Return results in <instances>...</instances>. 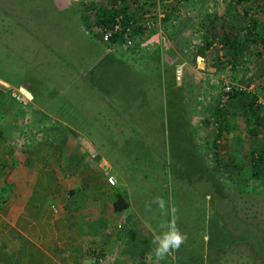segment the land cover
<instances>
[{"label":"rangeland","instance_id":"1","mask_svg":"<svg viewBox=\"0 0 264 264\" xmlns=\"http://www.w3.org/2000/svg\"><path fill=\"white\" fill-rule=\"evenodd\" d=\"M116 1L0 0V78L12 83L25 79L47 88L62 87L64 80L70 77L79 85L81 80L93 81L100 91L106 84L114 85L111 98L115 99L120 92L123 94V102L117 104L116 109L127 112L129 106L135 109L136 115L148 117L142 124H122L125 136L131 132L130 140H126L123 146L126 148L130 142L133 154H139L137 156L141 159V163L133 166L146 174L148 182L151 179L154 182L156 194H152L151 200L155 196L163 197L169 207L178 209L177 226L187 234L183 245L190 247L194 244L199 249L204 246L207 250L218 248L208 253L209 262L205 257L207 264H264V161L256 178L251 175L249 164L256 150L264 158V124L256 127V132H248L237 105L227 103V99L222 101L226 86L246 89L255 96L261 107L260 114L264 115V58L258 40L254 39L247 43L248 48L242 56L231 62L221 46L219 35L220 27H228V23L245 26L250 18L245 19L244 12L256 10L254 1L246 0L237 5L244 6L242 10H245L239 13L242 16L239 20L235 15L217 20L218 23L209 28V39L208 36L199 38L195 35L191 41L178 42V46L172 43L170 46L176 48L178 55L176 71L167 65L159 49L147 62V70L143 67L144 57L139 53L130 59L131 62L128 60V66L116 61L129 59L123 53L127 47L124 44L120 45L121 49L103 55L106 44L99 40L100 31L95 20L101 7L112 6ZM119 1L113 6L131 3L132 10L144 6L153 8L152 12H157L156 8L161 14L168 7L192 6V0ZM193 3L195 6H231L229 0ZM78 17L81 22H77ZM161 23L162 26L150 30V34L160 35L158 32H163L164 21ZM209 24L206 23L207 28ZM150 31L136 30L134 33L142 35ZM191 31L196 34L193 28ZM65 43L80 51L81 60L75 66L78 75L73 76L75 71L65 67L64 63H68V59L62 58ZM196 54L204 58V65L188 70L182 61L191 65V58ZM133 61H140V65H132ZM195 62H201V59L197 57ZM88 64L92 67L86 73ZM254 69H258L256 74ZM59 95L57 99L62 98ZM47 99L43 98V101ZM215 106L221 108V115L226 112L224 115L228 117L221 130H218L219 119H215ZM113 125L115 128L119 126ZM135 127L138 132L134 136ZM145 129L151 134H145ZM216 134L219 136L215 138ZM113 136L112 131L110 139ZM214 138L217 156L212 154ZM135 144H147L148 148L135 149ZM150 161L155 168L149 167ZM148 204V213L163 214L156 204ZM163 217L166 222L170 219L165 214ZM246 230L254 234L253 242L243 237ZM199 249L196 253L202 255ZM199 260L202 264V258L195 261L199 264Z\"/></svg>","mask_w":264,"mask_h":264},{"label":"crops","instance_id":"2","mask_svg":"<svg viewBox=\"0 0 264 264\" xmlns=\"http://www.w3.org/2000/svg\"><path fill=\"white\" fill-rule=\"evenodd\" d=\"M192 1V6L168 7L164 14L161 11L162 35L161 32H158L160 35L150 34L153 27L137 26L144 14L154 18L156 26L153 8L143 6L132 10L131 3L113 6L120 3L116 1L110 7H124L135 26L130 36L132 48L127 46L123 51L129 59L116 61L128 66V60L142 54L143 67L147 70V62L159 49L167 65L176 71L178 55L176 48L170 46L172 43L178 46V42L191 41L195 35L206 37L217 20L223 17L226 20L232 15L239 20L242 18L239 13L245 11L244 6H195ZM244 13L245 19L262 20L254 10ZM79 17L77 22H81ZM206 23H210L208 28ZM238 26L243 27V24L228 23V27H220L219 32ZM192 28L196 34L192 33ZM136 30L150 32L140 35L134 33ZM66 44L62 47V58L68 59L65 67L75 71V76L80 51ZM119 46L115 42L114 50L121 49ZM109 52L105 50L103 55ZM197 57L201 62H195ZM191 60L192 67L182 61L188 70L204 65V58L198 54ZM135 63L140 65V61H133L132 65ZM91 67L87 65L86 73ZM258 69L253 70L254 74ZM0 82L5 84V87L0 86V264H198L195 261L198 258L203 259L202 264L209 262L208 253L218 248L207 250L202 246L199 249L194 244L182 245L157 262L151 240L166 230L162 227L167 224L166 218L159 212L148 213V202L153 201L156 186L133 166L141 163V159L139 154H133L130 142L126 148L123 146L130 140L131 132L125 136L122 124H142L148 117L136 115L135 109L129 106L127 112L116 109L115 106L123 102V94L120 92L115 99L111 98L114 85L106 84L100 91L95 82L88 83L85 79L80 82L84 85L81 88L71 77L64 80L62 87L54 88L25 79L12 83L0 78ZM20 87L30 98L23 94L19 100L13 97L16 92L21 93ZM57 95L62 98L57 99ZM46 97L48 99L43 101ZM111 124L119 126L115 128ZM135 128L134 136L138 132ZM146 130L145 134H151ZM112 131L115 136L110 139ZM135 146V149L148 148L147 144ZM152 162H149L151 169L155 168ZM107 176L114 178L113 185L106 181ZM219 194L223 197L221 191ZM196 249L202 255H198Z\"/></svg>","mask_w":264,"mask_h":264},{"label":"trees","instance_id":"3","mask_svg":"<svg viewBox=\"0 0 264 264\" xmlns=\"http://www.w3.org/2000/svg\"><path fill=\"white\" fill-rule=\"evenodd\" d=\"M229 1L231 6H237L239 3L246 0ZM253 1L256 6L255 11L259 12L262 17V20L260 22L250 18L247 24L243 27H229L223 29V32H221V46L224 48L225 53L229 56V60L231 62L236 61L237 56H242L243 51L248 48L247 43L252 40L255 41L254 39L258 40L261 48L260 52L262 54V57L264 58V0ZM110 6L111 5L109 4V6L107 5L101 7L96 17L95 26H97V30H99L100 32L105 29L111 28L112 24L115 22V18L120 16V13L122 14L119 21L121 26L125 25L129 21L128 16L125 14L124 7L112 9ZM138 28L139 27H137V29ZM121 32L122 31L112 34V43L115 44V42H117L119 43V45L123 44V37ZM253 35L254 37H252ZM224 94H226L227 103L229 102L231 104L237 105L238 110L240 111L242 116V123L247 128L248 132L254 133L256 132V127L264 124V115L260 114L261 107L256 103L255 96L252 93L245 89L232 88L229 91L224 92ZM213 110L215 111L214 115L216 121L217 119H219L218 130H221L223 129V125L226 120V115H224L226 114V112H222L223 115H221V108H219L218 106H215ZM220 123L222 124V126L220 125ZM218 136L219 134H216L215 138ZM215 138L213 139L211 147L214 149L212 150V154L214 156H217L218 152ZM257 152L258 150H256L254 156H251L249 160L251 175L254 178L259 176L261 165L264 161L263 156ZM214 160L216 159L214 158ZM252 236L254 237V234H251L250 231L246 230V234L243 237L246 240L252 241ZM257 243L260 247L259 241Z\"/></svg>","mask_w":264,"mask_h":264},{"label":"clouds","instance_id":"4","mask_svg":"<svg viewBox=\"0 0 264 264\" xmlns=\"http://www.w3.org/2000/svg\"><path fill=\"white\" fill-rule=\"evenodd\" d=\"M152 203L156 204L159 210L170 216L166 225H162L166 230L160 234L155 235L151 240V244L155 245L153 249L157 262L163 261L166 257L178 251L180 247L187 241V234L181 232L177 226V212L178 209L175 206L169 207L168 202L163 197H155Z\"/></svg>","mask_w":264,"mask_h":264},{"label":"built area","instance_id":"5","mask_svg":"<svg viewBox=\"0 0 264 264\" xmlns=\"http://www.w3.org/2000/svg\"><path fill=\"white\" fill-rule=\"evenodd\" d=\"M158 0H155V2L157 3ZM155 16H156V26H154V18H151V16L149 14H144L142 21L140 23H138L137 26H141L142 28H159V19L162 17V14H158L155 12ZM120 16H118L117 18H115V22L112 24L111 28L105 29L103 31H101L99 33V40L101 43L106 44V51H113L114 50V43H112V34L117 33L119 31H122V37H123V44L125 46H130L132 45V41L130 38V34L132 33V29L135 27L134 24L131 21H128L125 25L121 26L120 25ZM120 47V46H119ZM0 86L5 87L4 83L0 82ZM230 88L228 86H226L224 88V92L229 91ZM13 97H15V99L19 100L20 98H23V95L19 92H16L15 94H13ZM226 100V94H223L222 96V101L224 102ZM106 181L110 184L113 185L115 183V180L112 176H107L106 177Z\"/></svg>","mask_w":264,"mask_h":264},{"label":"water","instance_id":"6","mask_svg":"<svg viewBox=\"0 0 264 264\" xmlns=\"http://www.w3.org/2000/svg\"><path fill=\"white\" fill-rule=\"evenodd\" d=\"M19 91L21 92V94H23L27 98H30V94L26 90H24L23 88L20 87Z\"/></svg>","mask_w":264,"mask_h":264}]
</instances>
